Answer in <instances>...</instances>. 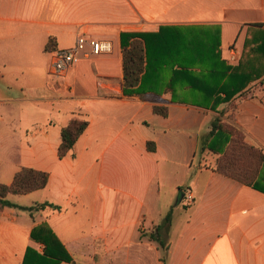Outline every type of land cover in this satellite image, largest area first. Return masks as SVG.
<instances>
[{"label": "crops", "instance_id": "crops-1", "mask_svg": "<svg viewBox=\"0 0 264 264\" xmlns=\"http://www.w3.org/2000/svg\"><path fill=\"white\" fill-rule=\"evenodd\" d=\"M255 25L264 26V0H0V184L9 185L21 168L47 172L43 189L6 199L60 208L1 210L0 264H22L28 247L41 253L30 238L40 224L75 264H162L149 238L160 223L146 201L170 185L171 223L162 231L167 264H264V164L257 190L215 171L221 154L201 150L212 119L228 104L214 111L197 106L180 86L176 100L162 88L145 92L146 99L125 96L120 43L122 33L160 27L216 31L223 59L230 47L241 56ZM77 36L107 41L111 50L81 56L54 78L50 51L71 48ZM232 102L226 115L234 118L223 121L264 154V91ZM153 106L166 107L167 115ZM73 117L87 120V128L59 158L61 129ZM183 186L186 192L177 194Z\"/></svg>", "mask_w": 264, "mask_h": 264}, {"label": "trees", "instance_id": "trees-1", "mask_svg": "<svg viewBox=\"0 0 264 264\" xmlns=\"http://www.w3.org/2000/svg\"><path fill=\"white\" fill-rule=\"evenodd\" d=\"M52 42L51 39L47 43L46 51L52 49ZM120 43L125 96L146 99L145 92L157 94V89L162 88L164 92H171L172 100H176L175 89L180 86L188 88L197 106L214 111L219 105L228 104L212 119L209 132L202 137L201 150L221 154L215 161V171L261 190L257 177L264 164L263 152L246 144L243 132L223 121V118L233 120L232 113L226 115L235 109L233 98L237 95L247 97V86L264 75V26L255 25L251 28L236 65H229L221 58L216 31L208 33L194 28L160 27L155 33H122ZM165 68L169 69L167 74L162 72ZM150 99L154 100V97ZM153 112L165 117L167 108L153 106ZM87 125V120L73 117L61 129L57 150L59 158L72 149ZM147 149H154L152 142L147 143ZM48 179L47 172L19 169L9 185L0 184V211L6 207L18 208L30 214L47 208L60 210L58 206L46 202L22 207L6 199L9 194L24 195L43 189ZM171 217L172 208L149 237L160 247L162 264H167V248L162 231L165 234L168 232ZM30 238L43 246L42 252L28 247L22 264H75L64 245L45 224L34 227Z\"/></svg>", "mask_w": 264, "mask_h": 264}, {"label": "built area", "instance_id": "built-area-1", "mask_svg": "<svg viewBox=\"0 0 264 264\" xmlns=\"http://www.w3.org/2000/svg\"><path fill=\"white\" fill-rule=\"evenodd\" d=\"M111 50L110 43L77 36L75 44L68 49H54L50 51L48 71L54 78H62L69 69L75 65L81 56L107 54ZM240 59V51L230 47L227 50L225 62L229 65H236ZM185 201L191 204L193 197L190 193L185 196Z\"/></svg>", "mask_w": 264, "mask_h": 264}, {"label": "rangeland", "instance_id": "rangeland-1", "mask_svg": "<svg viewBox=\"0 0 264 264\" xmlns=\"http://www.w3.org/2000/svg\"><path fill=\"white\" fill-rule=\"evenodd\" d=\"M227 49L226 48L224 49L225 54L227 52ZM224 53L223 55H225ZM223 60L225 61V58H223ZM263 91H264V80H259L258 82L252 84L247 89L245 94L246 96H251V97L257 96L258 97L259 95L263 96ZM172 190H173V187H171V185L168 186L167 188H165L164 192L161 193L160 197L157 200H154L151 194L147 197L146 206L151 212L153 211L152 215L156 219L155 221L156 223H161L163 221L164 216L166 212L168 211L167 206L169 204L170 205L173 204V201H171L172 200ZM186 190H187V187L185 186L179 187V189L177 190V194H182L183 192H186ZM155 208H156V211L154 210ZM154 228L155 227L152 228V232L154 231ZM162 236H163V240L166 241V236L164 233H162ZM161 255H162V252H161Z\"/></svg>", "mask_w": 264, "mask_h": 264}]
</instances>
